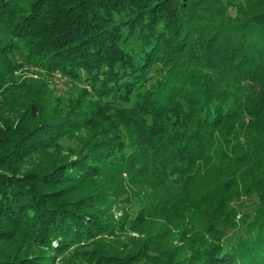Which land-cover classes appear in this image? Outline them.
Wrapping results in <instances>:
<instances>
[{
    "label": "trees",
    "instance_id": "1",
    "mask_svg": "<svg viewBox=\"0 0 264 264\" xmlns=\"http://www.w3.org/2000/svg\"><path fill=\"white\" fill-rule=\"evenodd\" d=\"M196 6L0 0V89L75 86L5 88L0 264H264V0ZM235 188L259 207L225 251Z\"/></svg>",
    "mask_w": 264,
    "mask_h": 264
},
{
    "label": "rangeland",
    "instance_id": "2",
    "mask_svg": "<svg viewBox=\"0 0 264 264\" xmlns=\"http://www.w3.org/2000/svg\"><path fill=\"white\" fill-rule=\"evenodd\" d=\"M191 4L199 5L202 0H190ZM223 3H226L228 0H220ZM240 0H234V2H239ZM196 6V7H197ZM141 28H138L133 34V36L129 37L128 33L124 30L123 36L124 39H129L132 41H135L137 39V32ZM23 51L22 47H19L18 50L15 52V58L11 57L13 61L16 63V59L20 61L21 58L20 54ZM18 57V58H17ZM17 64V63H16ZM159 69V65H154L153 69L151 70V76L154 75ZM27 80L37 81V80H44L49 83L50 86H53L56 88L57 91H71L74 89L73 82H71L69 79L62 77L58 74H52L47 73L46 71L34 67L32 65H29L27 63L21 64L18 66V68L13 71V73L8 77L5 84L0 89V113L5 115L7 113V109L5 108L4 101L6 100V93L5 88L6 86H11L13 82L14 84H19ZM236 190L238 188L232 189L230 192V206H232L233 213L228 219V222L223 223L221 225V235H220V241L222 242L223 248L225 251H228L232 248H234L237 243L241 239H247L250 237V231L253 230L252 222L254 219V216L258 210L259 207V201L256 196V194L251 195H237ZM119 216V214L117 213ZM169 242V241H168ZM175 243V241H172ZM168 244V243H167ZM179 245V244H178ZM190 250L184 249V254L189 253Z\"/></svg>",
    "mask_w": 264,
    "mask_h": 264
}]
</instances>
